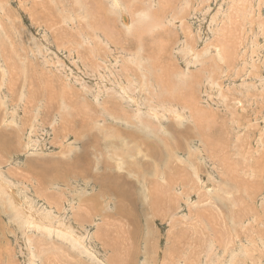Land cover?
Segmentation results:
<instances>
[{
  "label": "rangeland",
  "instance_id": "obj_1",
  "mask_svg": "<svg viewBox=\"0 0 264 264\" xmlns=\"http://www.w3.org/2000/svg\"><path fill=\"white\" fill-rule=\"evenodd\" d=\"M113 1L0 0V264H264V0Z\"/></svg>",
  "mask_w": 264,
  "mask_h": 264
},
{
  "label": "bare ground",
  "instance_id": "obj_2",
  "mask_svg": "<svg viewBox=\"0 0 264 264\" xmlns=\"http://www.w3.org/2000/svg\"><path fill=\"white\" fill-rule=\"evenodd\" d=\"M113 6L114 7H116V8H119V10H120V12H122V13H124V12H126L127 10H125V8L122 6V5H120V4H118V2L116 1V0H114L113 1ZM115 9V8H114ZM151 10V8L150 9H147V10H144L143 11V13L142 14H139L138 15V18H137V20H136V18L135 19H132V21L133 22H131V27L133 26H135L134 27V29H133V34H134V32H136V33H138V32H140V30H144V31H148L150 28H157V27H159V25L158 24H160V19L158 20L157 18H156V16L154 17L151 13H152V11H150ZM31 12V11H30ZM138 12V11H137ZM121 13V14H122ZM32 14V13H31ZM131 14V13H130ZM22 15V14H21ZM131 16H132V14H131ZM128 17V16H127ZM127 17L126 16H124V19L127 21ZM133 17V16H132ZM158 20H156V19ZM130 16H129V21H130ZM152 21H153V23H152ZM134 22H135V25H134ZM162 24V23H161ZM127 25H128V23L126 24V25H124L125 26V29L127 28V30H128V27H127ZM20 28V27H19ZM130 29V28H129ZM131 31V30H130ZM130 31H129V33H130ZM22 36V35H21ZM139 37V36H138ZM5 41V40H4ZM2 47V46H1ZM4 47V46H3ZM11 53V52H10ZM139 56V55H138ZM137 56V57H138ZM139 58V57H138ZM142 59V58H141ZM10 60V59H9ZM131 88V87H130ZM130 88H128V89H130ZM131 91V90H130ZM132 93V92H131ZM83 100V99H82ZM93 102V101H92ZM6 104V103H5ZM67 104V103H66ZM66 107H67V105H66ZM128 107V106H127ZM148 108V107H147ZM145 116V115H144ZM180 116V115H179ZM56 117V116H55ZM181 119L183 118L182 116L180 117ZM150 119V118H149ZM96 126H98V125H96ZM85 148V147H84ZM134 155V154H133ZM127 156H129V157H131V158H133L132 156H131V154L129 153V152H127ZM119 159V158H118ZM122 162H120L117 166L120 168V170L122 169V164L121 163H124L123 162V160H121ZM99 162V161H98ZM64 172V171H63ZM58 179V178H57ZM0 182H1V180H0ZM113 186V185H112ZM86 187H88V184H86ZM116 188H118L117 186L114 188V189H116ZM1 189V188H0ZM109 189H110V187H109ZM119 189V188H118ZM117 189V190H118ZM144 189V188H143ZM2 190V189H1ZM82 190V189H81ZM86 190V189H85ZM114 192H116V190H113ZM88 192V191H87ZM84 193V192H83ZM117 193V192H116ZM118 194H121V193H118ZM144 194H146V193H144ZM9 195V194H8ZM12 195V194H11ZM77 195V194H76ZM79 195V194H78ZM3 197V196H2ZM4 197H7V196H4ZM13 197V196H12ZM4 201V200H3ZM83 201V200H82ZM84 201H87V199L86 200H84ZM34 206V205H33ZM17 207V206H16ZM9 209V208H8ZM11 209V208H10ZM12 210V209H11ZM28 211V210H27ZM34 211V210H33ZM12 212V211H11ZM22 212V211H21ZM24 212H25V210H24ZM13 215L12 216H14V213H12ZM16 214V213H15ZM28 214H29V212H28ZM37 214V213H36ZM45 214V213H44ZM27 215V214H26ZM31 215V214H30ZM30 215H28V217L30 216ZM35 215V214H34ZM16 216V215H15ZM32 216V215H31ZM17 217V216H16ZM33 217V216H32ZM47 217V216H46ZM18 218V217H17ZM23 218V217H22ZM24 218H25V215H24ZM42 218V217H41ZM95 218V217H94ZM33 219H34V217H33ZM39 219V218H38ZM46 219V218H45ZM64 219V218H63ZM25 220V219H24ZM24 220H22V221H24ZM47 220V219H46ZM53 220V219H52ZM28 219H27V224H28ZM32 221V220H31ZM35 221V220H34ZM11 222V221H10ZM12 222H13V220H12ZM21 222V221H20ZM58 222V221H57ZM22 223V222H21ZM36 223V222H35ZM52 223H53V221H52ZM56 223V222H55ZM54 223V224H55ZM65 223V222H64ZM25 224H26V222H25ZM31 224H30V221H29V225L28 226H30ZM34 225V224H33ZM48 225H50V224H48ZM47 226V225H46ZM45 226V227H46ZM51 227V226H50ZM38 228V227H37ZM44 228V227H43ZM42 228V230L44 231L45 229H43ZM49 228V227H48ZM47 228V229H48ZM62 228V227H61ZM36 229V228H35ZM53 229V228H52ZM54 229H56V228H54ZM57 230V229H56ZM65 230H67V229H65ZM62 231V230H61ZM37 232V231H36ZM45 232V231H44ZM47 232H49V231H47ZM46 232V233H47ZM51 232V231H50ZM55 232V231H54ZM64 233V232H63ZM48 234V233H47ZM58 234V231H57V233H56V235ZM72 234V233H71ZM55 235V236H56ZM62 236V235H61ZM58 237H60V235L58 234ZM69 237V236H68ZM62 238V237H61ZM86 238V237H85ZM70 239V238H69ZM79 240V239H78ZM68 241V240H67ZM70 242V241H69ZM72 242V241H71ZM82 242V241H81ZM75 243V242H74ZM73 243V244H74ZM70 244V243H69ZM81 245V244H80ZM83 250V249H82ZM83 255V254H82ZM34 257V256H33ZM32 260H33V258H32ZM34 262V261H33ZM235 262V261H234ZM232 263V262H231ZM238 263V262H237ZM31 264V263H30ZM33 264H35V263H33ZM87 264V263H86ZM120 264V263H119ZM235 264V263H234Z\"/></svg>",
  "mask_w": 264,
  "mask_h": 264
}]
</instances>
